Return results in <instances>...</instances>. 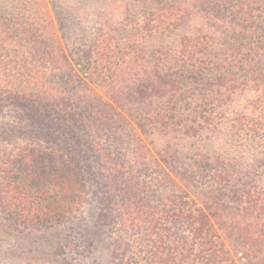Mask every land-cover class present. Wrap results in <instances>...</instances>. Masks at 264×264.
Segmentation results:
<instances>
[{
  "label": "trees",
  "instance_id": "obj_1",
  "mask_svg": "<svg viewBox=\"0 0 264 264\" xmlns=\"http://www.w3.org/2000/svg\"><path fill=\"white\" fill-rule=\"evenodd\" d=\"M127 9L77 64L104 89L100 102H46L63 86L47 84L36 66L56 62L54 52L36 49L53 23L46 13L33 21L41 29L24 31L33 48L19 66L31 71L2 75L19 82L18 95L0 102L18 124L0 127V143L34 142L0 157V211L26 233L75 224L92 206L93 228L119 264H264V152L250 162L197 148L204 132L224 125L231 148L247 140L264 150V0H129ZM197 14L209 31L171 45L166 37ZM247 94L248 114L228 121L227 107ZM124 118L134 126L131 161L114 147L125 142L116 124ZM153 135L187 146L156 151ZM147 165L167 173L166 182L145 180ZM118 225L126 239L114 238ZM64 236L63 249L90 253L84 232Z\"/></svg>",
  "mask_w": 264,
  "mask_h": 264
},
{
  "label": "rangeland",
  "instance_id": "obj_2",
  "mask_svg": "<svg viewBox=\"0 0 264 264\" xmlns=\"http://www.w3.org/2000/svg\"><path fill=\"white\" fill-rule=\"evenodd\" d=\"M127 2L129 3V0L122 2L120 0H0V102H10L11 99L8 98L16 97L18 94L15 92L17 91L15 88L17 89L16 85L19 84V82H6L2 75L14 76L19 72L27 74L31 71V67L25 62H21V67L19 66L20 59L28 58V54L33 48L29 41L30 37L24 31L29 29L30 24L41 29L42 26L33 21L46 13L50 16L53 26L48 29V32H44V30L40 32L44 42H40L36 49L40 54L47 50L54 52L56 62L50 64L43 61L42 64L36 66L44 73L47 72V84L55 85L56 88L60 87V83L63 84L62 91H58L53 95V98H48L46 102H60V99L64 102L71 100L100 102L99 98L104 97V93L100 92L102 88L99 87L101 88L99 89L89 80H85L78 72L77 64L88 53L100 30L104 28V30H109L111 26L119 27L125 17L131 14L130 9H127ZM140 14L141 12L138 13L137 10L132 13V16L139 17ZM208 31L209 26L203 16L199 17L197 14L190 18L182 29L174 34H169L166 39L171 42V45L176 46L183 37ZM52 35L56 36V40H52ZM152 45L161 47L160 38L155 39ZM251 96L252 94H247L234 99L235 102L225 110L228 121L232 120L238 111L248 114L246 108L250 104L249 101L253 99ZM8 122L18 124L17 114L15 111L9 112L7 109H0V127H5L4 125ZM116 124L120 128L119 132L126 137H124V143L114 146L115 152L122 154L123 159H125V155L126 159L131 161L133 155L130 149L135 141L130 135L133 134L134 126L129 123L127 118L117 119ZM216 128V132L207 131L202 134L203 140L197 145L200 151L223 154L227 151L237 152L240 157L250 162L264 152L259 146L252 145L247 140L242 142L243 145L239 149L233 146L231 148L230 143L226 140V134H228L225 132L226 127L218 125ZM30 138L19 140L14 137L15 141H12L11 145L1 142L0 157L11 152L15 146H21L24 142L27 144L34 142ZM150 140H154L151 144L153 147L156 146V151L166 149L168 146L183 150V146H187V142L182 137L157 138L153 135ZM42 144L44 143L42 142ZM140 170H142L145 180L155 187L167 180L166 175L168 174L165 175L163 170L156 169L155 165H147L141 167ZM160 191L163 193L162 190ZM96 213L98 211L96 212L92 206L86 205L76 215L79 220H75V224H72L74 226L59 225L54 228L31 230V232L25 233L18 231L23 230L20 224L10 221L0 211V264H119L123 258H114L108 240L105 241L93 228V216ZM121 229L119 225L116 227L115 239H126L127 234ZM107 230L110 232L112 229ZM69 232L85 233L88 242L92 244L90 253L86 254L87 257L82 258L75 255L73 249L68 251L67 248H62L64 243L62 237H65L64 235ZM126 260L129 259L126 258Z\"/></svg>",
  "mask_w": 264,
  "mask_h": 264
}]
</instances>
